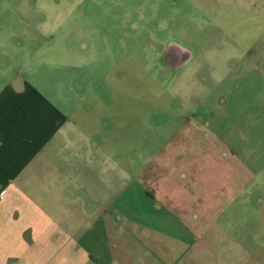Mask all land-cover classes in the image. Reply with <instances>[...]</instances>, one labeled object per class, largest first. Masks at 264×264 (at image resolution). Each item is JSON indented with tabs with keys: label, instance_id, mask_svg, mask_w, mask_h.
Here are the masks:
<instances>
[{
	"label": "rangeland",
	"instance_id": "obj_1",
	"mask_svg": "<svg viewBox=\"0 0 264 264\" xmlns=\"http://www.w3.org/2000/svg\"><path fill=\"white\" fill-rule=\"evenodd\" d=\"M137 24L140 29H133ZM0 27L31 36L36 48L56 46L69 34L75 53L64 74L81 92L98 90L109 98L115 91L121 101L134 91L164 86L173 94L179 87L187 106L241 65V74L255 75L251 102L264 107V0H0ZM152 37H163L165 47L183 44L195 59L177 74L164 68L159 80L148 77L141 71L145 58L159 57L158 46L147 48ZM62 50L58 44L51 52ZM54 65L57 80L63 71ZM46 67L38 73H47ZM147 102L134 97L138 106L157 104ZM256 112L246 107L241 121L254 122ZM170 132L157 123L132 128L133 149L144 159L136 157L129 172L119 169L92 186L102 195L106 185L118 189L115 206L123 219L94 223L83 245L100 264H264V160L249 167L189 139L178 150ZM147 188L157 190L156 197ZM216 227L221 233L214 241Z\"/></svg>",
	"mask_w": 264,
	"mask_h": 264
},
{
	"label": "crops",
	"instance_id": "obj_2",
	"mask_svg": "<svg viewBox=\"0 0 264 264\" xmlns=\"http://www.w3.org/2000/svg\"><path fill=\"white\" fill-rule=\"evenodd\" d=\"M30 37L0 27V264H100L82 239L94 223H119L123 217L115 206L118 189L106 185L102 195L92 186L119 169L129 172L136 157L144 159V152L133 149V127L157 123L171 128L178 150L189 139L247 166L264 160V107L251 102L255 75L241 74V65L187 106L179 87L170 94L165 84L126 93L119 101L115 91L107 98L98 90L81 92L71 85L64 74L75 53L69 34L57 41L61 54L51 52L57 46L53 43L37 49ZM152 43L147 48L158 46L159 57L145 58L141 71L154 80L163 76L164 68L177 74L195 59V51L179 42L165 47L163 37H152ZM124 54L122 58L130 57ZM52 65L63 71L57 80ZM42 67L49 71L38 73ZM177 76L181 79L182 74ZM135 96L145 103L156 99L157 104L135 105ZM246 107L257 111L252 123L241 121ZM146 190L150 198L156 197L157 190ZM194 219L197 225L198 215ZM215 233L214 241L219 228Z\"/></svg>",
	"mask_w": 264,
	"mask_h": 264
},
{
	"label": "flooded vegetation",
	"instance_id": "obj_3",
	"mask_svg": "<svg viewBox=\"0 0 264 264\" xmlns=\"http://www.w3.org/2000/svg\"><path fill=\"white\" fill-rule=\"evenodd\" d=\"M136 27H139V25L137 24V26ZM133 29H134V27H133Z\"/></svg>",
	"mask_w": 264,
	"mask_h": 264
}]
</instances>
